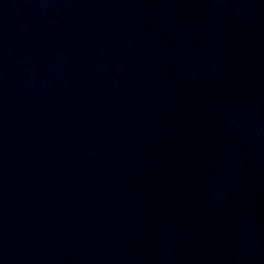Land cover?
Segmentation results:
<instances>
[{
    "label": "water",
    "instance_id": "95a60500",
    "mask_svg": "<svg viewBox=\"0 0 264 264\" xmlns=\"http://www.w3.org/2000/svg\"><path fill=\"white\" fill-rule=\"evenodd\" d=\"M0 264H264V0H0Z\"/></svg>",
    "mask_w": 264,
    "mask_h": 264
}]
</instances>
